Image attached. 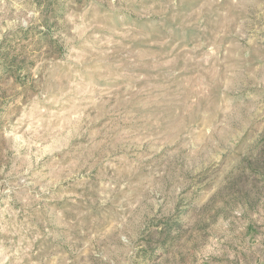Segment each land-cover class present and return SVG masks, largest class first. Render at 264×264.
<instances>
[{
    "label": "rangeland",
    "instance_id": "obj_1",
    "mask_svg": "<svg viewBox=\"0 0 264 264\" xmlns=\"http://www.w3.org/2000/svg\"><path fill=\"white\" fill-rule=\"evenodd\" d=\"M0 264H264V0H0Z\"/></svg>",
    "mask_w": 264,
    "mask_h": 264
}]
</instances>
